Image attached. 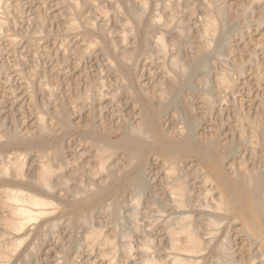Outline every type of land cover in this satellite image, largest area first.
I'll return each mask as SVG.
<instances>
[{
    "label": "bare ground",
    "instance_id": "bare-ground-1",
    "mask_svg": "<svg viewBox=\"0 0 264 264\" xmlns=\"http://www.w3.org/2000/svg\"><path fill=\"white\" fill-rule=\"evenodd\" d=\"M155 1L157 10L146 17V0H56L60 9L57 17L66 32H74L79 26L72 19L70 9H77L79 5L85 8L83 37L73 47L74 55L70 54L78 62L83 58L102 59L104 73L110 81L102 79V71L93 75H89V71L88 74L82 72L80 78L85 81H82L85 89L75 94L73 107L66 106L69 99L65 101L62 88L64 92L60 96L64 100L57 110L48 109L50 115L53 114V122L46 123L41 114H36L26 132L18 128L19 117L6 121L15 107H8V97L0 96V264H31V258L39 252L47 257L43 258L46 261L55 254L47 244L57 227L67 236L84 230L80 242L84 241L81 244L85 245V264H90L93 253L101 258L96 264H116L112 255L116 245L106 236L108 231L103 234L98 226L103 228L110 219L115 224H125L122 223L124 217L122 220L118 214L122 206L126 207L125 218L133 236L141 238L134 253L141 264H264V127L261 128V120L254 116L258 114L255 102L247 105L257 112L254 118H244L242 114L241 118L239 112L233 110H237L236 105L232 107L233 97L228 105L223 101L239 88L233 83L232 71L243 74L249 65L250 75L264 73V0H245L229 10V15V8L221 0ZM8 6L7 0H0V11L6 13ZM34 17L40 31H45L46 19ZM3 29L4 22L0 18V35L1 30L5 32ZM248 29L258 36H252L251 41L242 40L243 34L235 37L237 42H234L242 44L238 49L230 37ZM7 40L10 48L16 47L18 41ZM247 43H250L249 48H245ZM244 53L246 58H243ZM259 55L261 59L256 60ZM110 57L115 60L114 64ZM140 57L153 69L144 73L142 83L130 90L128 81ZM25 66L24 70L20 67L24 72ZM208 71L213 76L209 77ZM39 72L43 74V69ZM18 76L21 78L19 73ZM46 86L41 91L50 98L52 89ZM71 90L72 94L74 88ZM57 94L59 98V92ZM41 105L46 106L45 102ZM80 117H85L83 123ZM254 130L260 136L258 142L253 140L257 136ZM74 132L78 133L82 152L73 154L71 161L67 158L68 150H64L69 148L64 144ZM17 148H22L23 152L16 151ZM7 149L14 152L7 153ZM121 192L132 196L131 201L125 198L128 203L124 204L121 197L118 199L116 195ZM142 199L150 204L145 203L151 206L149 210L153 208V213L156 212L152 221L158 231L154 233L165 245L160 259H157L159 256L154 259L150 253L153 239L148 237L153 231L146 234L139 223L143 216L141 211L148 209L140 210ZM54 212L56 214L52 215ZM37 220L39 222L33 224ZM29 235H33L32 245L27 247L26 253L21 254V251L15 260L19 253L17 248ZM228 237L232 240L229 241L231 246ZM67 239H63L64 243ZM56 241L62 255L66 245L61 244L60 239ZM73 242L70 244L74 245ZM126 242H122L123 247ZM122 251L125 259L132 257L129 245ZM58 253L55 259L46 261L47 264H59L62 256ZM123 257L120 256L119 261ZM43 259L41 256L39 260Z\"/></svg>",
    "mask_w": 264,
    "mask_h": 264
},
{
    "label": "rangeland",
    "instance_id": "rangeland-1",
    "mask_svg": "<svg viewBox=\"0 0 264 264\" xmlns=\"http://www.w3.org/2000/svg\"><path fill=\"white\" fill-rule=\"evenodd\" d=\"M19 2V4H18V2ZM17 1H14V0H7V5L9 4V6H8V10H7V12L5 13V12H3V11H0V18H2V21L4 22V27H5V29H3V30H5V32H3L2 30H1V32H2V34L0 35V96H7L8 98H7V100H6V102L7 101H10L11 102V104H10V102H7V104H8V107H9V105L12 107V108H14L15 109V111H14V109H13V112H12V114H10L7 118H6V121H10V119H11V117H12V119L15 117V118H17V120L19 121V125H18V121L17 120H15L16 122H17V125H18V128H20L22 131H24V132H26V131H28V129H30V127H31V124H33L32 123V121H34V117H35V115L36 114H38V115H40L41 114V116L40 117H42L43 118V120H44V122H46V123H52L53 122V119H52V117H53V114H52V116L50 115L51 114V112H50V110H57L58 109V107H59V104H60V102H62L63 100H64V98H65V101L67 100V99H69L68 100V102L66 101H64L65 102V104H66V106L69 108V109H71L72 107H73V105H74V103H72L73 102V98H74V102H75V98H76V96H75V94L80 90L81 91V89L83 88V89H85V85H84V83L83 82H85V81H83V79H81L82 78V72H85V73H87L88 74V71L89 72H91L89 75H93L94 73H96V72H98V71H102L101 73H103V77H102V79H105L106 81H107V79H108V81H110L109 80V78L106 76V74L104 73L105 71H104V66H103V60L102 59H99V58H97V59H86V58H83V59H81V61H77L76 60V58L73 56L74 55V52H73V47L75 46V45H77L76 43L77 42H81L80 40L82 39V37H83V30H84V27H83V22L84 21H82V20H84V18H86V15L87 14H85L84 13V11H86L85 10V8L83 9V7H81V5H79V8H77V9H73V8H71L70 10L73 12V14H72V19L79 25L78 26V29L76 30V31H74V32H66L65 30H63V22H62V20H59V17H57L58 16V14L60 13L59 12V6H58V4L56 3V0H17ZM33 1V2H32ZM222 2H225L224 3V5L226 6V8H229L228 9V15H229V10H232L233 8H235L236 6H239L240 4H242L245 0H221ZM238 1V2H237ZM146 4H147V10H146V12H145V16L146 17H149V16H151V14L154 12V10L156 11L157 10V4H156V1L155 0H146ZM149 2V3H148ZM38 6H37V5ZM57 4V5H56ZM230 7H229V6ZM234 5V6H233ZM11 6V7H10ZM154 6V7H153ZM233 6V7H232ZM35 7V8H34ZM232 7V8H231ZM56 8V9H55ZM80 9H82V10H80ZM9 12H10V14H9ZM19 12V13H18ZM40 12V13H39ZM55 13V14H54ZM82 13H83V15H82ZM87 13V12H86ZM18 14V15H17ZM32 14V15H31ZM52 14H54V15H52ZM255 14V15H254ZM253 15L256 17V13H253ZM31 16H33V17H31ZM34 16H39V17H43V19L46 21V23H47V28L45 29V31L44 30H42L41 29V31H40V28L36 25V23L34 22V20L32 19V18H35ZM55 16H56V18H55ZM31 17V18H30ZM4 18V19H3ZM19 18V19H18ZM16 19H17V21H16ZM21 20V21H20ZM48 20V21H47ZM19 21V22H18ZM10 22V23H9ZM13 22V23H12ZM32 22V23H31ZM18 23V24H17ZM19 23H20V25H19ZM35 23V25H33ZM58 24V26L56 25V24ZM49 26V27H48ZM60 26V27H59ZM18 27V28H17ZM36 27V28H35ZM55 27H56V29H55ZM58 27V28H57ZM14 28V29H13ZM60 28H61V30H60ZM26 30V31H25ZM59 30V31H58ZM52 31H54V32H52ZM60 31H62V32H60ZM247 31H248V33H247ZM251 29H248V30H243L242 32H240L239 33V35L238 34H236V35H231V37H230V40H231V43H235L234 41H236L237 42V40H236V38L235 37H239V36H241L242 34V36H243V38H242V40H248V41H251L252 39V36L254 37H257L258 36V33H257V35H255V33H253L254 31H251ZM28 32V33H27ZM35 32V33H34ZM37 32V33H36ZM247 34H246V33ZM41 33V34H40ZM69 33V34H68ZM246 35H245V34ZM253 33L254 35H251V34ZM250 35V37H249V35ZM3 35V36H2ZM82 36V37H81ZM233 36H234V38H233ZM245 36V37H244ZM8 38H14V40L15 41H18V43H17V45H16V47H14V48H10L11 46L10 45H8L9 44V42H8V40L7 39ZM81 38V39H80ZM97 38V40L98 41H100L101 39L100 38H98V37H96ZM248 38V39H247ZM251 39V40H250ZM75 42V43H74ZM27 43V44H26ZM73 43V44H72ZM240 43V42H239ZM235 43L234 45L238 48V47H242V44L240 43ZM251 43V42H250ZM250 43H247V44H245V48L246 47H248L249 48V46L248 45H250ZM58 44V45H57ZM237 44V45H236ZM29 45V46H28ZM238 45H240V46H238ZM247 45V46H246ZM32 46V47H31ZM60 46V47H59ZM71 46H72V48H71ZM57 47V48H56ZM68 47V48H67ZM15 48H17V49H15ZM8 49V50H7ZM9 49H10V51H9ZM239 49V48H238ZM19 50V51H18ZM46 51V52H45ZM65 51V52H64ZM14 52H15V54H14ZM18 52H19V54H18ZM44 52V53H43ZM61 52H63V53H61ZM72 52V54H70ZM43 53V54H42ZM59 53H61V55H60V57H59ZM11 54H12V56H11ZM19 55V56H17V55ZM46 54H48V55H46ZM65 54H67V56L65 55ZM70 54V56H71V58H70V56H68ZM13 55H14V57H13ZM43 55H45V56H43ZM21 59L20 61H19V59ZM46 57H48V58H46ZM62 57H64V59L65 60H63V58ZM246 58V55H245V53H244V55H243V58ZM258 57H259V59H258ZM14 58V59H13ZM33 58V59H32ZM62 58V59H61ZM71 59V61H70V59ZM141 58V59H140ZM139 58V61L137 62V64H136V66H135V69H134V74H133V76H132V78L128 81L129 82V84H130V90H131V88L133 87H135V86H138V84L139 83H142V78H143V74L144 73H148V72H150L152 69H153V67H152V65L150 64L149 65V63L144 59V57H140ZM59 59V60H58ZM61 59V60H60ZM75 59V60H74ZM86 59V60H85ZM109 59V58H108ZM110 59H112L111 61V63H115V60L113 59V57L111 58L110 57ZM256 60L258 59V60H260L261 59V57H260V55L259 56H256V58H255ZM14 60V61H13ZM22 60H25V61H27V62H23L22 63ZM35 60V63H31V61H34ZM66 60H67V63H66ZM93 60V61H92ZM143 60V61H142ZM18 61H19V63L21 64H19L18 63ZM61 61V62H60ZM74 61H75V63H74ZM37 62V63H36ZM53 62V64L52 65H50L51 63ZM65 62V63H64ZM86 62V63H85ZM101 62V63H100ZM143 62V63H142ZM17 63V64H16ZM27 63V64H26ZM72 63V64H71ZM91 63V64H90ZM23 64V65H22ZM32 64V65H31ZM74 64V65H73ZM26 65V66H25ZM37 65V66H36ZM70 65V66H69ZM74 67H73V66ZM24 66H25V72L23 71L24 70ZM40 66V67H39ZM43 66H45L44 68H43ZM50 66H52V67H50ZM20 67H22V69H20ZM30 69H29V68ZM55 67V68H54ZM65 67H67V68H65ZM70 67V68H69ZM80 67H84V68H81L80 69ZM86 67V68H85ZM102 67V68H101ZM141 67H143V69L141 68ZM51 68V69H50ZM60 70H59V69ZM71 69L70 71H69V69ZM99 68V69H98ZM27 69V70H26ZM38 69H39V71H42V69H43V74H42V72H39L38 71ZM56 69H58L57 71H58V73H57V71L55 72L54 70H56ZM61 69H63V70H65V71H63L62 70V72H60L61 71ZM68 69V70H67ZM83 69H84V71H83ZM88 69V70H87ZM95 69V70H94ZM102 69V70H101ZM140 69H142V70H139ZM37 70V71H36ZM66 70H67V72H66ZM74 70V72H72ZM86 70V71H85ZM209 70V69H208ZM248 70V71H247ZM252 70V68H249V65H246V70L244 71L245 73H243V74H237V72L235 73V71H232V78H233V81H235V82H233L234 83V85L235 86H237V87H239V88H237L236 89V92L234 91V95L233 94H231L232 96L230 97V96H227L223 101L225 102V105H228V104H230L231 103V100L230 99H232V97L234 98V103H233V108H235V105H236V109L237 110H235V109H233L232 107H231V109H233L234 110V112L235 111H237V112H239L238 113V116H242V117H244V118H247V117H251V118H254V117H252L254 114H256L257 112H258V114H256V115H254V116H257L260 120H261V122H260V125H261V128H262V126L264 127V87H260V86H264L263 84H264V73H259L257 76H253V75H250L251 74V71ZM31 71V72H30ZM48 72L47 74H46V72ZM51 71H52V73L54 72V74H52L51 73ZM70 73H69V72ZM136 71V72H135ZM138 71L140 72V73H142V75H140L141 77H139L138 75L140 74H138ZM246 71H247V73H246ZM23 72H24V74H23ZM64 72V73H63ZM77 72V74H75ZM18 73H19V75H20V77L21 78H19V76H18ZM20 73H22V74H20ZM80 73V74H79ZM50 74V75H49ZM55 74L57 75V76H55ZM61 74V75H60ZM79 74V75H78ZM138 74V75H137ZM208 74H209V77H211V76H213V73H211V71H208ZM237 74V75H236ZM247 74V75H246ZM260 74H261V77H262V79H261V77H259L258 78V76H260ZM263 74V75H262ZM17 75V76H16ZM31 77H30V76ZM33 75V76H32ZM54 77H53V76ZM59 75V76H58ZM68 77H67V76ZM78 75V76H77ZM137 75V76H136ZM235 75V76H234ZM242 77H241V76ZM37 76H39V79H38V77ZM41 76V77H40ZM52 76V77H51ZM74 76V77H73ZM77 76V77H76ZM239 76V77H238ZM251 76V77H250ZM253 76V77H252ZM24 77V78H23ZM27 77H29L31 80H27L28 78ZM37 77V78H36ZM65 77V78H64ZM79 77V78H78ZM81 77V78H80ZM136 77H139V78H137L136 79ZM245 77V78H244ZM248 77H250L249 79H248ZM14 78V79H13ZM34 78V79H33ZM74 78V79H73ZM78 78V79H77ZM238 78V79H237ZM255 78V79H254ZM259 79V81H258V79ZM13 79V80H12ZM22 81L21 82V85L19 84L20 83V80ZM36 79H38V80H36ZM64 79V80H63ZM139 79V80H138ZM246 79H247V81H246ZM36 80V81H35ZM42 80V81H41ZM70 80H72V83H71V81ZM74 80H75V83H74ZM77 80H78V82H77ZM243 80H244V82L246 81L247 83L248 82H250V84H247L246 82V85H249L250 87H247L246 85H245V83L243 82ZM24 81L25 82H27L28 84H26V83H24ZM29 81V82H28ZM46 83H45V82ZM83 81V82H82ZM252 81H254V82H257V84L256 83H253ZM262 81V82H261ZM18 82V83H17ZM44 82V83H43ZM261 82V83H260ZM35 83V84H34ZM37 83V84H36ZM243 84V87H244V89H243V87L242 86H239V84L240 85H242ZM12 84V85H11ZM45 84V85H44ZM79 84V85H78ZM136 84V85H135ZM237 84V85H236ZM256 84V85H255ZM260 84V85H259ZM6 85H7V89H6ZM14 85V86H13ZM25 85V86H24ZM39 86V85H43V87H45L46 85V87H48V89H52L51 91H52V93L50 94V95H52V96H50V98H47V97H49V95L48 94H46V93H43L41 90H42V86H39V87H36V86ZM70 85H74L73 87H70ZM76 85V86H75ZM78 85V86H77ZM135 85V86H134ZM253 85H254V87H253ZM23 86V87H22ZM49 86H51V87H49ZM63 86V87H62ZM247 88H246V87ZM257 86V87H256ZM10 87V88H9ZM19 87V88H18ZM30 87V88H29ZM76 87V88H75ZM80 87V88H79ZM241 87V88H240ZM254 88V90H251V88ZM16 88V89H15ZM24 88V89H26V88H28V89H26V90H22V89ZM64 89V91H63V89ZM67 88V89H66ZM74 88V90H73V92H74V94H73V92H72V94L75 96H73L72 94H71V89H73ZM252 88V89H253ZM261 88H262V90H261ZM20 89V90H19ZM36 89H40L39 91V93H40V95H39V93H38V90H36ZM62 89V90H61ZM82 89V90H83ZM246 89V90H245ZM256 89V90H255ZM60 90V91H59ZM252 92V93H248V92H250V91ZM259 90H261V91H259ZM4 91V92H3ZM21 93L22 92V94L20 95L19 94V92ZM27 91V92H26ZM28 91H29V93H28ZM67 91H68V93H67ZM241 91V92H240ZM246 93H245V92ZM11 92V95H6V94H8V93H10ZM54 92V93H53ZM59 92V96H60V94H63V92L65 93V94H63V97H62V95L58 98L57 96H58V93ZM255 92V93H254ZM262 92V93H261ZM56 93V94H55ZM245 93V94H244ZM257 93V94H256ZM5 94V95H4ZM67 94H68V97H69V95H70V97L68 98L67 97ZM236 94V95H235ZM13 95V97H15V98H13V97H11ZM48 95V96H47ZM57 95V96H56ZM66 95V96H65ZM247 95V96H246ZM23 96H25V97H23ZM46 96V97H45ZM56 96V97H55ZM245 96V97H244ZM254 96V97H253ZM27 97V98H26ZM230 97V98H229ZM238 97V98H237ZM242 97V98H241ZM248 97H249V99H248ZM0 98H2V97H0ZM12 98V99H11ZM253 98V99H252ZM8 99H10V100H8ZM52 99V100H51ZM61 101H60V100ZM237 99V100H236ZM253 101H252V100ZM12 100V101H11ZM31 100V101H30ZM45 100H47V103H46V101ZM56 100V101H55ZM228 102H227V101ZM241 100H242V102H241ZM247 100H249V101H247ZM258 102H257V101ZM261 100V101H260ZM18 101V102H17ZM29 101V102H28ZM54 101V102H53ZM237 101V102H236ZM14 102V103H13ZM15 102H16V104H15ZM38 102H41V103H38ZM44 102H45V104H46V106L44 105V107H40V106H42L41 104L43 103L44 104ZM235 102H236V104H235ZM238 102H240L239 104H238ZM252 105H254V102H255V105H258L257 106V112L255 113V111H252V110H250V109H248V107H247V105H250L251 106V104ZM33 103V104H32ZM58 103V104H57ZM246 103H249V104H246ZM257 103V104H256ZM259 103V104H258ZM15 104V105H14ZM31 104V105H30ZM37 104H39V105H37ZM52 104H54V106L52 105ZM69 104H71V105H69ZM238 104V105H237ZM241 104V105H240ZM34 105H36L35 107H33ZM223 105H224V103H223ZM243 105H245V106H243ZM260 105H261V107H260ZM51 106V107H50ZM30 108V113H29V115H28V112L29 111H26V110H29L28 108ZM259 107H260V109H259ZM36 108V109H35ZM53 108V109H52ZM248 110H247V109ZM16 109H18V110H16ZM24 109V110H23ZM34 109V110H33ZM48 109H50V110H48ZM243 109H244V111H243ZM31 110H33V112L31 111ZM36 111V112H35ZM46 111V112H45ZM246 111H247V113H246ZM32 112V113H31ZM242 112V113H241ZM14 113V114H13ZM21 113V114H20ZM27 113V114H26ZM49 113V114H48ZM43 114V115H42ZM242 114V115H241ZM249 114H252V115H249ZM262 114V115H261ZM31 115V116H30ZM34 115V116H33ZM44 116V117H43ZM247 116V117H246ZM19 117V118H18ZM241 117V118H242ZM7 119H9V120H7ZM84 119V120H83ZM21 120V121H20ZM27 120V121H26ZM30 120H32V121H30ZM48 122H47V121ZM51 120V121H50ZM23 121V122H22ZM79 121L80 122H84L85 121V117H80L79 118ZM31 122V123H30ZM28 123V124H27ZM30 123V124H29ZM262 123V124H261ZM23 124V125H22ZM25 126V127H24ZM29 127V128H28ZM22 128H25V129H22ZM26 130V131H25ZM256 131L257 130H254V133H255V136L256 137H252L253 138V140L256 142H258L259 141V133L257 134L256 133ZM258 132V131H257ZM72 135V136H71ZM67 139H66V143L64 144L65 145V148H69V149H64V150H68V151H66V154H67V158L69 159V160H71V158H73V154H75V153H80V152H82V150H81V147H80V145H79V140H78V133L77 132H74V133H72ZM70 139V140H69ZM75 139V140H74ZM76 141V142H75ZM71 145V146H70ZM67 146V147H66ZM69 146V147H68ZM74 149V150H73ZM16 151H20V152H23L22 150V148H17V149H15ZM46 150H48V149H46ZM70 150V151H69ZM77 150V151H76ZM7 151V153L8 152H12L13 150L12 149H7V150H5V152ZM71 151H73V153L71 152ZM76 151V152H75ZM14 152V151H13ZM71 152V153H70ZM70 154H71V156H70ZM73 160V159H72ZM71 160V161H72ZM152 172V171H151ZM150 172V173H151ZM119 194V193H118ZM116 195V197L118 198V199H120V197H121V199L123 200V202H124V204H126V203H128L129 201H131V199L132 198H130V197H132V196H129V195H125V194H123L122 192H121V194H119V195ZM129 197V198H128ZM125 198H128V202H127V200L125 199ZM49 199H52V201L53 200H55L54 198H51V197H49ZM124 199H125V201H124ZM110 200H108V202H109ZM55 202V201H54ZM142 202V203H141ZM147 201L146 200H144V199H142L141 201H140V204H141V206H140V210H142L143 208H147L150 204H148V202H147V205L148 206H146V203ZM143 206V207H142ZM151 207V206H150ZM150 207H148V209L147 210H142L141 211V215H143L142 217H141V219L139 220L140 222V226H141V228H142V231H144V232H146V234L147 233H152V231H153V233L152 234H150V236H149V234H148V238H152V239H150V240H152L151 241V243H153V245L154 246H157V247H154L152 244V250L154 251H152L151 250V256L155 259V256H156V258H157V256H159L157 259H160L161 258V252H162V250H164V244L161 242V241H159V239H160V236L156 233L157 231H158V229H157V227L154 225L155 224V221L153 222L152 220H154V216L156 215V212L155 213H153V211H155V210H152L153 208H151V210H149L150 209ZM121 208H124V209H122L121 210ZM126 207L125 206H122V207H120L119 209V212H118V214H119V216H121V219L123 220V218L122 217H124V221L122 222V223H125L126 224V226H125V224H121L120 222L118 223V224H115L113 221H111V219L109 220V223H110V225H111V223H112V225L110 226L109 225V223L107 222L106 224H104V226H103V228L101 227V226H98L99 228H101L102 229V232H103V234L105 233V232H107V233H105L106 234V236L109 238V240L111 241V243L114 245V243H115V248H114V252L112 253V255L114 256V261H116L115 263L116 264H120L121 262V264H129V263H131V264H141V260L139 259V258H137L136 259V257H137V255L136 254H134L135 253V249L137 248L136 246H137V243H139L140 241H139V239L141 240V238H139V237H135V236H133L134 234H133V232H132V228H131V225H130V223H128V221L126 220V218H125V216H126V214H125V209ZM151 211L152 213V215L150 214V212L149 211ZM124 211V212H123ZM146 211H147V213H146ZM127 212V211H126ZM56 213L54 212L52 215H55ZM121 214V215H120ZM124 214V215H123ZM146 214H149L148 216L146 215ZM151 216V217H150ZM145 217H148L147 219L145 218ZM151 218V219H150ZM121 219H120V221H121ZM146 219V220H145ZM144 220V221H143ZM142 221V222H141ZM36 222H39V220H37V221H34L33 222V224H35ZM147 222L150 224V225H148L147 224ZM148 225H146V224ZM32 224V223H31ZM37 224V223H36ZM113 224H114V226H115V228H114V226H113ZM143 224H144V226H143ZM106 225V226H105ZM123 226L124 228H125V230L127 231V232H130L129 231V229L131 230V232L128 234L127 232V234L125 233V230L121 227V226ZM96 226V227H97ZM107 226L109 227L110 226V228H107ZM145 226H147V227H145ZM151 226H153V227H151ZM130 227V228H129ZM30 228H32V226H30ZM59 228V229H58ZM111 228H114L113 229V233H114V235H112L113 233H111L112 232V229ZM129 228V229H128ZM143 228H145L144 230H143ZM147 228H149V229H147ZM153 228V229H152ZM155 228V229H154ZM105 229V230H104ZM109 229V230H108ZM62 232V230H61V227H57V230L55 229L54 230V233H55V231H56V233L54 234V236H53V238L51 237V241L49 240L48 241V244H47V246H48V248L50 249L51 247L53 248H51L50 250H51V252L52 253H57L58 251L60 252V253H58V254H60V255H58L59 257L60 256H62L61 257V259H59V264L60 263H62V264H65V263H67V264H85L84 263V251H85V245L84 244H81V243H83L84 241H83V239H82V241L83 242H80L81 240V238H83L82 236H84V230L82 229V230H79V231H81V233L79 232V231H76L77 233H79L80 234V236H79V234H77L76 232L75 233H72L71 235H68V236H70L68 239H67V234H64L63 232L61 233L60 231ZM107 230V231H106ZM111 230V231H110ZM156 230V232L154 233V231ZM105 231V232H104ZM110 231V232H109ZM121 231V232H120ZM60 232V233H59ZM111 233V235H109ZM120 233H121V235H120ZM62 236H61V235ZM74 234H76V235H74ZM130 234H132V236H130ZM145 234V233H144ZM145 234V235H146ZM73 235H74V237H73ZM109 235V236H108ZM117 235V236H116ZM153 235V236H152ZM32 236V237H31ZM55 236H56V238H55ZM61 236V237H60ZM65 236V237H64ZM121 236V237H120ZM124 236V239H122V237ZM129 236L131 237V239L129 238ZM147 236V235H146ZM31 237V238H30ZM58 237V238H57ZM62 237H63V239H67L68 241H66V243H64L65 242V240H63L62 239ZM76 237V238H75ZM120 237V238H119ZM55 238V239H54ZM72 238V239H71ZM111 238H113V240H111ZM133 238H135V239H133ZM32 241H31V240ZM59 239H60V242H61V244H65L66 246H64L65 247V251L67 250V252H63V254L61 255V250H58L59 248L57 247V241L56 240H58L59 241ZM62 239V240H61ZM136 239H138V240H136ZM30 240V241H29ZM56 242H55V241ZM71 240V241H70ZM74 240V245L72 244H70V242H72ZM157 240V241H156ZM27 241H29V242H27ZM63 241V242H62ZM113 241V242H112ZM126 242L127 243V245H125V246H128L129 245V248L132 250V253H131V256L133 257H131L129 260H127V259H125V257H123L122 255V253L121 252H123L122 251V249H124V247H123V245L125 244H123L122 242ZM139 241V242H138ZM227 241H228V244H230V242H232V240H231V238H229L228 237V239H227ZM230 241V242H229ZM27 242V243H26ZM32 242H33V235H29L28 237H27V239L22 243V244H20V246L17 248V251H19V253L17 252L16 253V256L14 257V259L15 260H17L18 258H16V257H19L18 255H21V254H23V251L26 253V250L28 249L27 247H29L30 246V244L32 245ZM51 244H50V243ZM55 244H54V243ZM118 242H121V243H118ZM160 242H161V244L162 245H160ZM80 243V244H79ZM141 243V242H140ZM70 244V245H69ZM77 244V245H76ZM156 244V245H155ZM28 245V246H27ZM50 245H52V246H50ZM55 245V247H56V249H55V247H53ZM84 245V246H83ZM120 245H121V247L122 248H119L120 247ZM138 245H140V244H138ZM160 247H159V246ZM164 245V246H163ZM25 246V247H24ZM73 248H72V247ZM78 246V247H77ZM83 246V247H82ZM161 246H162V249H161ZM230 246H231V244H230ZM71 249H70V248ZM158 247H159V249H158ZM25 248V249H24ZM58 248V249H57ZM74 248H75V250H77L78 251V253L74 250ZM79 250H78V249ZM117 248V249H116ZM119 248V249H118ZM23 249V250H22ZM84 249V250H83ZM56 250H57V252H56ZM69 250V251H68ZM22 251V252H21ZM54 251V252H53ZM81 251H83V253L81 254ZM117 253H116V252ZM120 251V252H119ZM156 251V252H155ZM20 252H21V254H20ZM119 252V253H118ZM24 253V254H25ZM75 253V254H74ZM115 253V254H114ZM121 253V254H120ZM34 254H36V253H34ZM55 254H52L53 256H51V257H48V259L46 260L47 262H48V260H53V259H55ZM159 254V255H158ZM36 255H39V256H36ZM36 255H33V257L31 258V261H30V263L32 264V263H34V264H47V262L43 259V258H47L45 255H43L42 253H37ZM95 256V253H93L92 255H91V257H90V260H89V262H90V264H93L94 263V261H95V263L94 264H96V263H98V262H100V255L98 254V258H97V254H96V258L95 259H93V257ZM119 255V257H117ZM41 256H42V259L44 260H39V259H41ZM44 256V257H43ZM74 256V257H73ZM93 256V257H92ZM120 256L121 257H123L124 258V260H123V258L121 259L122 261H119L120 260ZM37 257H38V259H37ZM34 258V259H33ZM63 258H64V260H63ZM71 258V259H70ZM119 258V259H118ZM163 258H164V256H163ZM92 259H93V262H92ZM133 259H134V261H133ZM14 260V261H15ZM33 260V261H32ZM62 260V261H61ZM66 260V261H65ZM97 260V261H96ZM118 260V261H117ZM127 260V261H126ZM36 261H38V262H36ZM42 261V262H41ZM61 261V262H60ZM77 261V262H76ZM78 261H79V263H78ZM124 261H126V262H124ZM132 261V262H131ZM135 261H137L136 263H135ZM118 262V263H117ZM124 262V263H123ZM128 262V263H127ZM114 263V262H113ZM6 264H10V262H8V263H6ZM101 264H105V263H101Z\"/></svg>",
    "mask_w": 264,
    "mask_h": 264
}]
</instances>
